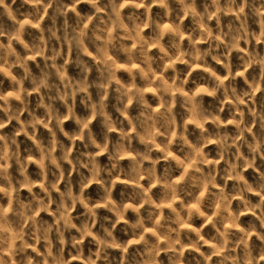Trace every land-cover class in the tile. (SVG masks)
<instances>
[{
    "label": "clouds",
    "instance_id": "1",
    "mask_svg": "<svg viewBox=\"0 0 264 264\" xmlns=\"http://www.w3.org/2000/svg\"><path fill=\"white\" fill-rule=\"evenodd\" d=\"M0 264H264V0H0Z\"/></svg>",
    "mask_w": 264,
    "mask_h": 264
}]
</instances>
